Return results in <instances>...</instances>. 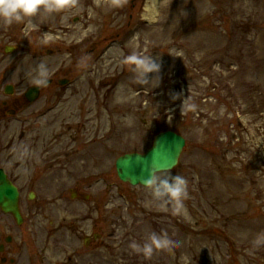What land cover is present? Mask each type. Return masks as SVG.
Masks as SVG:
<instances>
[{"label":"rangeland","instance_id":"rangeland-1","mask_svg":"<svg viewBox=\"0 0 264 264\" xmlns=\"http://www.w3.org/2000/svg\"><path fill=\"white\" fill-rule=\"evenodd\" d=\"M78 3L28 31L0 22V167L21 192L12 240L27 252L17 264H39L40 247L41 264H264L252 243L264 233V0ZM134 50L159 58L158 88L121 63ZM41 61L51 84L28 105ZM121 86L131 95L117 102ZM163 130L186 142L170 172L188 181L187 217L115 173L119 156ZM150 232L181 243L145 259L129 244Z\"/></svg>","mask_w":264,"mask_h":264},{"label":"clouds","instance_id":"clouds-1","mask_svg":"<svg viewBox=\"0 0 264 264\" xmlns=\"http://www.w3.org/2000/svg\"><path fill=\"white\" fill-rule=\"evenodd\" d=\"M121 6V0H112V7ZM78 7V0H0V22L6 26L26 22L25 31H28L37 27L33 18L40 15L60 14ZM66 19V16H61L62 22ZM45 37L46 39L51 38L47 33H45ZM120 55L121 63L130 66L136 84L150 90L160 86L161 77L159 74L162 65L159 58H154L147 52L141 53L135 50L131 54L125 55L121 52ZM51 72L52 69L46 62L41 61L35 64L32 69V83L36 87H47ZM129 95H131V90L125 92L124 87L121 86L118 90L117 102L125 101ZM173 99L176 97L173 96ZM190 106L195 107L194 105ZM125 120L130 122L131 117H125ZM143 186L159 208L166 211L171 206L173 214L187 217L185 201L189 198V191L188 181L184 176L173 175L170 171L149 170L147 177L143 179ZM180 243L179 239L170 237L167 232H150L142 243L132 241L129 248L135 254L150 259L154 253L171 250ZM252 243L255 249L264 247V233L257 234Z\"/></svg>","mask_w":264,"mask_h":264},{"label":"water","instance_id":"water-1","mask_svg":"<svg viewBox=\"0 0 264 264\" xmlns=\"http://www.w3.org/2000/svg\"><path fill=\"white\" fill-rule=\"evenodd\" d=\"M59 83L63 85L65 81ZM6 91L9 93L10 88L7 87ZM38 95L39 89L31 87L25 97L32 103ZM184 143V139L172 131L159 133L155 136L152 146L143 154H124L116 159L115 170L118 179L131 186H143V179L147 177L149 170L163 172L172 170L176 166ZM0 180L4 181L2 172H0ZM6 192L9 194V202L3 201ZM0 207L5 212L12 213L18 224L21 222L17 207V192L11 184L0 183Z\"/></svg>","mask_w":264,"mask_h":264},{"label":"flooded vegetation","instance_id":"flooded-vegetation-1","mask_svg":"<svg viewBox=\"0 0 264 264\" xmlns=\"http://www.w3.org/2000/svg\"><path fill=\"white\" fill-rule=\"evenodd\" d=\"M7 177L11 180L9 174ZM13 222V217L0 209V264H17L19 259L27 253L24 252V248L21 246L22 244L20 246L13 245ZM32 252H35L34 255L39 258V264H41V247L37 251ZM32 258L29 253L28 259L30 260Z\"/></svg>","mask_w":264,"mask_h":264},{"label":"bare ground","instance_id":"bare-ground-1","mask_svg":"<svg viewBox=\"0 0 264 264\" xmlns=\"http://www.w3.org/2000/svg\"><path fill=\"white\" fill-rule=\"evenodd\" d=\"M152 8H153V5H151L149 2H147L145 4V7H144V13L142 15V17L144 19H149L151 17V12H152Z\"/></svg>","mask_w":264,"mask_h":264}]
</instances>
